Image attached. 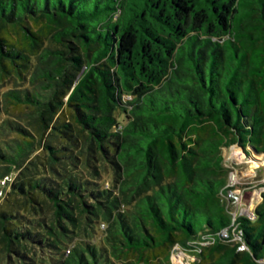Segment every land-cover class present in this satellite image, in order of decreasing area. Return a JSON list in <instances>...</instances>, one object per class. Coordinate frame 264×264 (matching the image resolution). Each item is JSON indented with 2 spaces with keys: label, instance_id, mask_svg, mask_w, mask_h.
Segmentation results:
<instances>
[{
  "label": "trees",
  "instance_id": "1",
  "mask_svg": "<svg viewBox=\"0 0 264 264\" xmlns=\"http://www.w3.org/2000/svg\"><path fill=\"white\" fill-rule=\"evenodd\" d=\"M233 144L264 155V0H0V244L16 263L38 247L48 264H169L178 244L264 264V190L254 219L224 198Z\"/></svg>",
  "mask_w": 264,
  "mask_h": 264
},
{
  "label": "rangeland",
  "instance_id": "2",
  "mask_svg": "<svg viewBox=\"0 0 264 264\" xmlns=\"http://www.w3.org/2000/svg\"><path fill=\"white\" fill-rule=\"evenodd\" d=\"M53 47L55 42L53 41L51 34L43 39V45ZM24 109H18V112H23ZM222 156L225 162V166L228 168V176L226 183L227 186L233 187L226 192L224 197L228 203V213L232 216L242 213L244 210H254L255 207L262 202V192L264 186H258V182H264V155L252 154L247 155L244 150L237 144H233L229 147L222 148ZM262 175L261 179H255V177ZM107 185V182H105ZM8 191V190H7ZM6 191V192H7ZM231 192L237 194L239 199L234 200L231 197ZM4 197V196H3ZM240 234L238 230H235L234 238L226 237L229 239L224 240L228 246H233L237 243V235ZM81 239H87V237H80ZM94 236L90 237L92 240ZM76 240V239H75ZM71 241L72 243L75 241ZM201 243H199L200 245ZM203 246H211V243H202ZM192 248H195L192 246ZM241 252L243 250L238 249ZM68 252V250H66ZM197 249H190L175 244L170 251L169 264H205L201 261L195 253ZM45 251H40V248L36 247L33 252L26 253L25 262L21 264H48L49 257ZM52 256V255H51ZM14 258V259H13ZM20 259V258H19ZM164 259L163 254L158 253L156 262H160ZM241 258H238V261ZM0 264H19L15 262V257L11 253L9 256L2 251L0 244Z\"/></svg>",
  "mask_w": 264,
  "mask_h": 264
},
{
  "label": "built area",
  "instance_id": "3",
  "mask_svg": "<svg viewBox=\"0 0 264 264\" xmlns=\"http://www.w3.org/2000/svg\"><path fill=\"white\" fill-rule=\"evenodd\" d=\"M11 178L12 177H10V176H5L3 179L0 180V196H3V194H4L3 188L8 185V182L11 180ZM229 187H231V186H229ZM231 197H233L234 200H238L239 199L238 195L237 194H233L232 192H231ZM239 214L245 215V216H247L250 219H254L255 218L254 210H244L242 213H239ZM234 217H235V215L233 216V220H234ZM231 225L233 226V221H232ZM235 230H238V229H237V226L234 225L232 227L231 231H229V228L227 227V228H224L221 231V233H222V236L226 238V237H229L230 232H231L232 233V237L234 238ZM238 232L240 234H236L237 235V243H238L237 248L241 249V250H246V246L241 241V237H240L241 231L238 230ZM205 242L212 243L211 241L207 240V241L201 242V244L205 243Z\"/></svg>",
  "mask_w": 264,
  "mask_h": 264
}]
</instances>
